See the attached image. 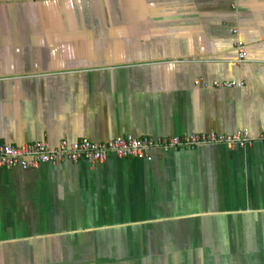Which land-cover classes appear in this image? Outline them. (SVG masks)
I'll list each match as a JSON object with an SVG mask.
<instances>
[{"label": "crops", "instance_id": "obj_1", "mask_svg": "<svg viewBox=\"0 0 264 264\" xmlns=\"http://www.w3.org/2000/svg\"><path fill=\"white\" fill-rule=\"evenodd\" d=\"M244 130L264 0H0V144ZM0 264H264V145L0 169Z\"/></svg>", "mask_w": 264, "mask_h": 264}, {"label": "built area", "instance_id": "obj_2", "mask_svg": "<svg viewBox=\"0 0 264 264\" xmlns=\"http://www.w3.org/2000/svg\"><path fill=\"white\" fill-rule=\"evenodd\" d=\"M238 58L236 63L244 62L246 51L242 42L237 43ZM208 86V84H206ZM212 86L219 89L243 88V82H213ZM255 143L264 145V134L253 139L248 130L240 131L232 136L215 134H192L173 138L120 137L108 143L97 144L87 140L70 145L64 142L60 148H52L49 144L34 142L14 146L0 144V169L35 170L43 164H61L88 161L93 164H104L109 156L120 160L137 159L151 162L156 152H177L195 150L207 146H226L229 148L250 147Z\"/></svg>", "mask_w": 264, "mask_h": 264}]
</instances>
